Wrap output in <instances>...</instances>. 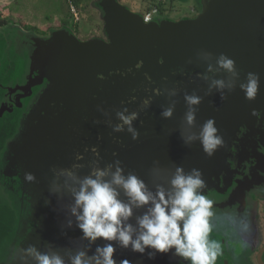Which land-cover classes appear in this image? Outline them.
I'll list each match as a JSON object with an SVG mask.
<instances>
[{
    "label": "water",
    "instance_id": "95a60500",
    "mask_svg": "<svg viewBox=\"0 0 264 264\" xmlns=\"http://www.w3.org/2000/svg\"><path fill=\"white\" fill-rule=\"evenodd\" d=\"M201 6L196 21L162 23L145 21L117 0H100L97 8L108 41L79 43L64 28L49 39L30 40L26 81L7 88L12 99L0 107V118L14 108L29 112L16 151L23 178L25 173L35 177L24 179L34 212L20 250L35 245L41 252L59 253L67 264L76 252L91 256L97 245L106 243L83 239L71 211L80 181L97 169L109 171L106 180L117 168L124 176L134 174L152 193L158 187L170 190L177 167L185 173L197 169L205 197L227 194L236 171L247 165L250 139L264 125V0H201ZM222 54L235 61V73L219 67ZM248 72L260 77L252 101L240 89ZM216 80L225 87H215ZM190 95L201 100L191 106L192 125L185 119L190 108L185 97ZM169 107L173 114L165 119L161 114ZM133 113L131 127L139 133L135 140L120 119ZM208 119L215 120L224 139L211 157L198 138ZM118 125L122 131L115 130ZM116 190L128 203L123 189ZM147 210L134 207L128 222L138 228L137 218ZM20 250L10 264H20ZM147 251L116 247L113 258L116 264L182 260L171 252L149 259ZM225 253L223 263L232 264ZM258 261L263 264L260 256Z\"/></svg>",
    "mask_w": 264,
    "mask_h": 264
},
{
    "label": "rangeland",
    "instance_id": "374dc122",
    "mask_svg": "<svg viewBox=\"0 0 264 264\" xmlns=\"http://www.w3.org/2000/svg\"><path fill=\"white\" fill-rule=\"evenodd\" d=\"M99 1L72 0L78 12V20H75L70 11L69 0H0V22L4 23L0 25V107L4 100L12 99L7 93V88L26 81L30 65L31 39L46 40L55 31L64 28L69 30L79 43L93 39L108 41L104 33L101 12L97 8ZM117 1L127 9L141 14L145 21L154 20L162 23L186 22L192 19L196 21L202 12L201 0H166L158 4L151 0ZM46 90L47 88L44 92ZM30 99H25L26 106ZM26 112L23 110L22 119L15 128L13 126L16 122L15 117L18 116L14 114L6 113L0 123V148L6 151L2 160L5 159L8 167L15 170L14 176L20 185L18 191L10 193L0 188V264H10L12 258H15L14 254L19 253L21 243L32 227L31 217L26 221V214L30 213V216L33 214L34 205L32 206L29 190L24 187L23 164L17 158L16 151L22 144L24 128L21 124L26 122L29 113ZM263 142L264 125L260 133L250 139L249 149L246 151L249 158L246 168L249 170L239 174L238 179L241 183H236L237 188L223 197L216 194L206 197L212 201L210 211L213 213L209 218L212 226L209 239L217 241L221 248L225 247L228 250L232 264H253L255 258L253 250L249 249L248 255L245 256L241 247L247 248L249 242L258 239L259 236L264 239V218L262 216L256 220V209L263 204H259V201H264ZM22 217L25 219L23 223ZM217 218L225 223L218 222ZM259 247L261 246L259 245L257 249ZM221 253L222 250L214 264H220ZM180 264L189 262L182 259Z\"/></svg>",
    "mask_w": 264,
    "mask_h": 264
},
{
    "label": "clouds",
    "instance_id": "9594fccd",
    "mask_svg": "<svg viewBox=\"0 0 264 264\" xmlns=\"http://www.w3.org/2000/svg\"><path fill=\"white\" fill-rule=\"evenodd\" d=\"M217 63L226 72L235 73V61L228 56L222 54ZM259 82L258 74H246V82L240 84V89L247 100L256 98ZM213 83L218 89L225 87L222 80ZM185 100L190 106L185 119L192 125L195 109L191 106L198 105L201 100L195 95L186 96ZM172 114L173 109L169 107L161 115L169 119ZM120 119L124 125L129 126L128 131L132 133L133 139H137L139 133L131 127L136 114H121ZM115 130L123 129L118 125ZM198 138L204 153L209 157L224 145V139L219 134L214 119L205 121ZM108 175V170L97 169L80 181L79 190L74 193L75 204L71 209L83 239L90 243L98 240L106 243L97 245L91 256L85 251L76 252L69 257L67 264H116L113 258L116 247H130L133 252L140 254L149 250V259H154L157 253L171 252L189 264H214L221 245L209 239L212 231L209 222L213 215L210 211L212 201L203 194L205 184L199 170L192 169L185 173L183 168L177 167L170 181V190L158 187L155 193L149 191L144 181L136 175L124 176L120 168L112 174L111 180L105 179ZM24 179L32 182L35 177L32 173H25ZM117 187L123 189L128 203L119 199ZM144 206H148V210L137 218V228L128 221L133 216L134 207ZM20 251L23 253L20 264H66L59 253L41 252L35 245H29ZM122 264H127V261Z\"/></svg>",
    "mask_w": 264,
    "mask_h": 264
},
{
    "label": "flooded vegetation",
    "instance_id": "af4514ba",
    "mask_svg": "<svg viewBox=\"0 0 264 264\" xmlns=\"http://www.w3.org/2000/svg\"><path fill=\"white\" fill-rule=\"evenodd\" d=\"M39 88H41V86L40 87H37V88H35L34 90H33V94L37 91V89H39ZM35 91V92H34ZM24 102V103H23ZM26 100L24 99V100H22V103L24 104V106L26 105ZM5 114L6 113H4L3 114V116L0 118V123H1V120L3 119V117L5 116ZM15 115V116H18V117H15V120H16V122L14 123V128H15V125H16V127L19 125V122H20V120H21V118H22V115H23V108L22 109H16V108H14L13 109V111L11 112V113H9V115ZM264 143V142H263ZM1 150H0V161H1V164H0V188H1V190L2 191H5L6 193L7 192H14V191H18L19 190V188H20V185H19V182H18V180L16 179V176H14L15 175V170L14 169H10L8 166V162L7 161H5V159L4 160H2L3 159V155H4V153L6 152L5 151V149L4 148H0ZM245 167H241V168H239L236 172H237V174L235 175V177H234V179L232 180L233 182H232V187L227 191V194L230 192V191H232V190H234L235 188H237V187H235V185H236V183L237 182H240L241 180L240 179H238V178H240V176H239V174H242V172L244 171H248L249 169L248 168H246V165H244ZM242 177V176H241ZM241 183V182H240ZM262 185V184H261ZM213 194H216V195H219V194H217V193H212L211 195H213ZM226 194V195H227ZM262 194V193H261ZM210 195V196H211ZM226 195H224V196H226ZM221 197V196H220ZM222 197H223V195H222ZM26 198V197H25ZM25 198H23V199H25ZM255 202V201H254ZM260 203H263V204H261V206L259 205V207L256 209V220L258 221V219H261L262 218V216H263V218H264V201L262 200V201H259V204ZM23 205V204H22ZM28 211V210H27ZM262 212V213H261ZM26 216H27V218H26V221H27V219L30 217V213H27L26 214ZM261 217V218H260ZM218 219V222H222V221H220V220H222V219H220L219 220V218H217ZM24 217H22V219H21V222L23 223L24 222ZM228 221V220H227ZM222 223H225V222H222ZM230 223V222H229ZM264 235V234H263ZM236 238V237H235ZM255 238V237H254ZM250 239H251V237H250ZM247 241H249V239L247 240ZM264 239H262V236H259V238L258 239H254L252 242H249V244H248V247L246 248L245 246L244 247H241L242 249H243V253L245 254V256L246 255H248V252H249V249H250V251L251 250H253V252H254V254H255V258H254V263L255 264H259V261H258V257L260 256V259H261V262L264 264ZM245 244H246V242H244ZM244 244V245H245ZM261 246V247H259V249H257L258 248V246ZM14 248V247H13ZM13 250V249H12ZM220 250H222V255H221V257L219 258V263L220 264H224L223 263V252L227 255V258L231 261V257H230V255L228 254V250L225 248V247H222V248H220ZM252 253V252H251ZM250 254V253H249ZM238 260V259H237ZM241 260H243V259H241ZM239 262V261H238ZM232 263V262H231ZM253 263V264H254Z\"/></svg>",
    "mask_w": 264,
    "mask_h": 264
},
{
    "label": "built area",
    "instance_id": "2783aa9c",
    "mask_svg": "<svg viewBox=\"0 0 264 264\" xmlns=\"http://www.w3.org/2000/svg\"><path fill=\"white\" fill-rule=\"evenodd\" d=\"M70 1V11L72 12L75 20H78V12L75 8V5L72 3V0H69ZM154 4H158V3H163L164 1L166 0H151Z\"/></svg>",
    "mask_w": 264,
    "mask_h": 264
},
{
    "label": "crops",
    "instance_id": "0c3cea01",
    "mask_svg": "<svg viewBox=\"0 0 264 264\" xmlns=\"http://www.w3.org/2000/svg\"><path fill=\"white\" fill-rule=\"evenodd\" d=\"M138 6H139V5H138ZM138 6H137V7H138ZM132 12L138 13V12H136L135 10H133Z\"/></svg>",
    "mask_w": 264,
    "mask_h": 264
},
{
    "label": "trees",
    "instance_id": "16d2710c",
    "mask_svg": "<svg viewBox=\"0 0 264 264\" xmlns=\"http://www.w3.org/2000/svg\"><path fill=\"white\" fill-rule=\"evenodd\" d=\"M0 25H4V23H1V22H0Z\"/></svg>",
    "mask_w": 264,
    "mask_h": 264
}]
</instances>
